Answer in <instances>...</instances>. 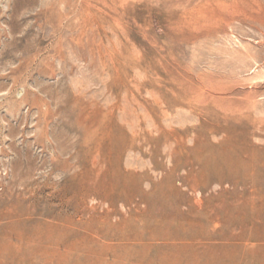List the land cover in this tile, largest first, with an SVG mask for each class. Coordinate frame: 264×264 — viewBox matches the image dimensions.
Instances as JSON below:
<instances>
[{
	"label": "rangeland",
	"instance_id": "rangeland-1",
	"mask_svg": "<svg viewBox=\"0 0 264 264\" xmlns=\"http://www.w3.org/2000/svg\"><path fill=\"white\" fill-rule=\"evenodd\" d=\"M0 264H264V0H0Z\"/></svg>",
	"mask_w": 264,
	"mask_h": 264
},
{
	"label": "bare ground",
	"instance_id": "bare-ground-1",
	"mask_svg": "<svg viewBox=\"0 0 264 264\" xmlns=\"http://www.w3.org/2000/svg\"><path fill=\"white\" fill-rule=\"evenodd\" d=\"M102 122H103V121H101V123H102ZM110 134H111V133H110ZM108 137H109V136H108ZM123 140H124V139H123ZM111 141H112V140H111ZM121 142H122V141H121ZM123 142H124V141H123ZM153 143H154V142H153ZM100 145H101V144H100ZM123 145H125V143H123ZM116 146H117V145H116ZM121 147H122V146H121ZM123 147H124V146H123ZM123 147H122V148H123ZM117 148H118V146H117ZM152 148H153V147H152ZM154 148H155V147H154ZM101 149H102V148H101ZM101 149H100V150H101ZM223 149H224V148H223ZM153 150H154V149H153ZM117 151H118V149H117ZM119 151H120V150H119ZM121 151H122V150H121ZM121 151H120V152H121ZM118 153H119V152H118ZM151 153H152V152H151ZM152 154H153V153H152ZM153 156H154V154H153ZM103 158H104V157H103ZM158 164H159V163H158ZM159 165H160V164H159ZM160 166H161V165H160ZM229 175H230V174H229ZM230 176H231V175H230ZM231 177H232V176H231ZM231 177H228V178H231ZM232 179H233V178H232ZM110 183H111V182H110ZM115 183H116V181H115ZM119 184H120V183H119ZM120 185H121V184H120ZM124 185H125V184H124ZM109 186H110V185H109ZM113 186H114V185H113ZM113 186H111V187H113ZM125 186H126V185H125ZM131 186L133 187V185H131ZM79 187H80V186H79ZM118 187H119V185H118ZM120 187H122V186H120ZM127 187H130V186L127 185ZM127 187H125V188L127 189ZM132 187H130V189H131ZM123 188H124V187H123ZM123 188L121 189V191L124 190ZM133 188H135V187H133ZM139 188H140V187H139ZM158 188H159V187H158ZM158 188H157V191H159ZM82 189H83V188H82ZM85 189H87V188H85ZM108 189H109V188H108ZM116 189L118 190L119 188H116ZM130 189H129V190H130ZM136 189H137V188H136ZM154 189H155V188H154ZM100 190H101V189H100ZM114 190H115V189H114ZM132 190H133V189H132ZM132 190H131V191H132ZM137 190H138V189H137ZM160 190H161V189H160ZM84 191H85V190H84ZM108 191H109V190H107L106 192H108ZM112 191H113V190H112ZM118 191H119V190H118ZM121 191H120V192H121ZM133 191H134V190H133ZM138 191H139V190H138ZM138 191H137V192H138ZM140 191H141V190H140ZM81 192H82V191H81ZM103 192L105 193V191H103ZM116 192H117V191H116ZM129 192H130V191H129ZM154 192H156V190H154ZM104 193H103V194H104ZM123 193H125V192H122V194H120V195H123ZM132 193H133V192H132ZM126 194H127V193H126ZM139 194H140V193H138V195H139ZM97 195H98V194H97ZM115 195H116V193H115ZM134 195H135V194H134ZM146 195H147V194H146ZM71 196H72V195H71ZM95 196H96V195H95ZM98 196H99V195H98ZM111 196H112V195H111ZM124 196H125V195H123L122 197H124ZM126 196H127V195H126ZM132 196H133V195H132ZM141 196H142V195H141ZM101 197H102V196H101ZM101 197H100V198H101ZM105 197L107 198L106 193H105ZM115 197H116V196H115ZM113 198H114V195H113ZM117 198H118V197H117ZM117 198H114V199L117 200ZM119 198H120V197H119ZM142 198H143V197H142ZM145 198H146V196H145ZM148 198H150V197L148 196ZM120 199H121V198H120ZM120 199H119V200H120ZM151 199H152V198H150V201L153 200V199H152V200H151ZM103 200H104V198H103ZM111 200H113V199L111 198ZM119 200H118V201H119ZM125 200H126V199H125ZM141 200L143 201V199H141ZM146 200H147V199H146ZM146 200H144V201L146 202ZM132 201H133V200H132ZM136 201H137V200H136ZM148 201H149V200H148ZM153 201H154V200H153ZM63 202H64V201H63ZM66 202H67V201H66ZM133 202H134V201H133ZM139 202H140V201H139ZM139 202H138V203H139ZM61 203H62V202H61ZM131 203H132V202H131ZM148 203L150 204L151 202H148ZM106 204H107V203H106ZM136 204H137V203H136ZM139 204H141V203H139ZM139 204H137V205H139ZM151 204H153V203H151ZM123 205H124V204H123ZM145 205H146V204H145ZM110 206H111V205H110ZM135 207L137 208V206H135ZM139 207H140V206H139ZM139 207H138V208H139ZM151 207H152V206H151ZM111 208H112V207H111ZM134 209H135V208H134ZM145 209H146V208H145ZM109 211H110V210H109ZM144 211H145V210H144ZM144 211H143V212H144ZM149 211H150V210H149ZM151 211H152V210H151ZM48 213H49V212H48ZM50 213H51V212H50ZM49 229H50V228H49ZM51 230H52V229H51ZM89 234H90V233H89ZM47 235H48V234H47ZM139 238H140V237H139ZM154 238H155V237H154ZM75 239H76V238H75ZM78 240H79V239H78ZM46 245H47V244H46ZM101 248H102V247H101ZM101 248H99L98 250H100ZM102 249H103V248H102ZM123 249H124V248H123ZM96 250H97V249H96ZM133 250H134V249H133ZM93 251H95V250H93ZM129 251H130V250H129ZM194 253H195V252H194ZM77 255H78V254H77ZM96 255H97V254H96ZM99 255H100V254H99ZM107 255H108V254H107ZM104 256H105V255H104ZM104 256H101V257L103 258ZM110 256H112V255H110ZM140 256H141V255H140ZM97 257H100V256H97ZM101 257H100V258H101ZM142 257H143V256H142ZM142 257H141V258H142ZM102 258H101V259H102ZM135 258H136V257H135ZM135 258H134V259H135ZM144 258H145V257H144ZM88 260H89V259H88ZM92 260H93V259H92ZM94 260H95V259H94ZM136 260H137V258H136ZM55 261H56V260H55ZM68 262H69V261H68ZM94 262H95V261H94ZM141 263H142V262H141Z\"/></svg>",
	"mask_w": 264,
	"mask_h": 264
}]
</instances>
